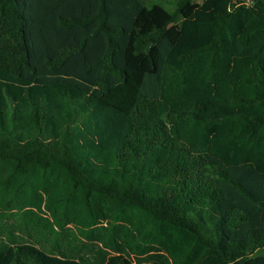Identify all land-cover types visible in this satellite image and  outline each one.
I'll return each mask as SVG.
<instances>
[{
	"label": "trees",
	"instance_id": "trees-1",
	"mask_svg": "<svg viewBox=\"0 0 264 264\" xmlns=\"http://www.w3.org/2000/svg\"><path fill=\"white\" fill-rule=\"evenodd\" d=\"M0 264H264V0H0Z\"/></svg>",
	"mask_w": 264,
	"mask_h": 264
},
{
	"label": "rangeland",
	"instance_id": "rangeland-1",
	"mask_svg": "<svg viewBox=\"0 0 264 264\" xmlns=\"http://www.w3.org/2000/svg\"><path fill=\"white\" fill-rule=\"evenodd\" d=\"M160 45H161V50H162V60L160 62V66H162L163 64V60H164V57L166 56L167 52L169 51V48H170V43L169 41H166L165 39H162L161 42H160ZM141 91L149 96V97H156L159 95V91H152V90H149V89H146L144 87L141 88Z\"/></svg>",
	"mask_w": 264,
	"mask_h": 264
}]
</instances>
